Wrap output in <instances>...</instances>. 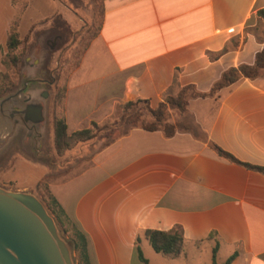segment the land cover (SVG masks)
Returning <instances> with one entry per match:
<instances>
[{
    "label": "crops",
    "instance_id": "1",
    "mask_svg": "<svg viewBox=\"0 0 264 264\" xmlns=\"http://www.w3.org/2000/svg\"><path fill=\"white\" fill-rule=\"evenodd\" d=\"M78 2L0 0V49L13 19L21 38L29 31L23 27L38 21L29 20V25L24 20L28 10L35 12L47 31L56 18L60 27L66 23L70 31L64 11L72 10L71 3ZM110 2L120 10L131 9L134 2L143 3L138 9L142 36L131 38V15L122 16L117 33L122 45L114 50L128 56L134 48H152L151 37L145 36L147 17L159 26L161 46L141 59L120 61V53H113L115 64L121 67L95 86L102 98L126 101L142 97L156 106L171 86L176 68L181 84L195 83L200 79L199 67L211 66L205 53L220 50L230 38L237 36L239 44L217 57L225 60L223 69L252 63L263 44L252 34L243 41L242 32L256 10L264 8V0H104L101 25L93 41L104 33ZM139 21L135 19L136 26ZM115 39L112 33L113 46ZM3 71L0 61V73ZM208 80L212 81L206 87L200 89L195 83L196 88L205 91L216 81L213 75ZM71 89L68 85L66 96ZM221 91L214 97L188 99L187 109L193 112L204 136L176 130L167 137L159 130L143 129L157 135L131 138L132 128L93 157L103 175L75 196L70 193L71 200L66 195L68 206L56 194L89 237L96 264H132L134 240L140 230H169L174 225L181 226L184 237L182 252L174 258L188 256L186 244L197 247L207 242L212 250L213 240L205 238L215 230L218 250L225 246L228 255L237 252L231 264H264V174L219 158L208 145V141L215 142L239 160L264 166V72L253 79L242 77ZM66 121L68 126L67 117ZM74 129L68 127L69 131ZM109 147L112 164L102 154Z\"/></svg>",
    "mask_w": 264,
    "mask_h": 264
},
{
    "label": "rangeland",
    "instance_id": "2",
    "mask_svg": "<svg viewBox=\"0 0 264 264\" xmlns=\"http://www.w3.org/2000/svg\"><path fill=\"white\" fill-rule=\"evenodd\" d=\"M91 3V0H79L78 3H71L72 10L68 12L66 10L64 11L66 12L65 21L69 23L70 30H82L77 37H75L74 41L69 40L51 54L48 64V68L51 70L49 76L47 74H42L40 70L47 60L46 55H48V51L45 49L46 45H48L45 42L46 38L50 37L52 34L47 33V26H42L41 23L38 22L39 17L35 15L34 11H26L24 20L28 22L29 20L34 22L38 21L33 25V30L29 33L28 39L26 41L24 40L19 47L18 52L21 54V63L18 70H9V72H7L9 77L8 81L10 84H14L11 90L16 89L21 78L20 70L25 65V57L30 56V66H34V60L37 58L39 63L35 67L34 78H40L43 81L40 83L33 80V84H31L49 89L50 95L46 102V123L42 136L37 138L33 135L29 139H25L24 129L18 128L9 144L0 151V186L3 188L29 191L34 193L38 198L44 197L46 195V190L49 189L55 197L57 194V197L61 199L62 203L68 206L69 201L65 202L64 199L66 195V198L71 200L70 193L75 196L93 181L100 178L104 173L103 170L96 168L92 160L93 157L104 148L105 138L102 135L92 141L79 143L76 147L61 156L55 153L53 144L54 93L57 88L63 86L64 83L66 88L68 85L73 88L69 90L67 96L65 93L63 100L64 112L70 130L78 126H87L91 120L99 123L105 120H112L119 115L120 108H118V106L123 101L120 100V98L118 101H114V98L100 97V91H96L95 86L102 80H106L110 78V76H113L115 71L121 67L115 64L113 53H120L118 56L120 61L129 58L141 59L144 55L156 51L154 47L158 46L160 48L161 44L158 43L157 38L159 26H156L153 20L147 17L145 21V25H147L145 36L151 37L152 48L145 50L134 48L133 54L128 56L122 54V50H114V48H118L119 45H122L120 39L117 38L120 36V34L117 33L122 16L127 14L131 15L130 18L133 22L130 26H132V24L134 26V28L131 29L134 31L131 38L137 39L142 36V32L140 31L142 24L141 14L138 13V9L143 6V3L138 4V2H134V7L129 10H120L119 5L112 4V2L108 3L109 10L105 22L106 27L104 33L101 37L99 36L98 39L93 41L94 37L83 27L88 25L91 21L93 10ZM137 18L140 21L136 26L135 19ZM83 19L84 21L82 22ZM189 19L190 16H188L185 21L187 22ZM149 23L151 24L150 27H148ZM29 25L32 24L29 22ZM56 27L62 32L68 30L67 24H62L61 27H59L58 24H55L54 20L52 25H49L48 31H54ZM23 28V31L27 32L31 26ZM112 33L117 39H115V41L113 40L114 46L110 40ZM249 34H252L257 42H262L264 39V21L261 17L256 15V13L250 18L248 26H246L242 32L243 41H245ZM54 40H52L53 43ZM238 41V37L235 36L230 38L225 45L228 47V50H234L238 47ZM250 43H252V41H250ZM5 47V43L1 45V53L5 51ZM246 47L249 48L250 44H247ZM61 48L63 49L61 50ZM205 55L212 63L208 68H203V66L199 67L200 79L194 80V82L200 89H203L206 87L205 85H208L212 81L208 80L211 75H213V80H217L220 77L221 71L225 69H223L225 60L214 58L213 53L210 51L206 52ZM80 63L81 69L78 71ZM262 72H264V69H261L260 73ZM54 75L58 79H55ZM29 85L30 83L28 86ZM208 89L209 88L205 89V91ZM175 91L176 89L170 86L165 93H174ZM97 92L98 94H96ZM222 93L223 91L221 90L217 92L218 95ZM140 118L144 121L152 120V117L146 110H142ZM166 118L171 122H181L195 135L204 136V133L195 122L196 118L190 109L180 112L176 108H167ZM126 132L125 126L119 125L113 130L112 136L118 139ZM131 134V138H138L139 135H157L155 132L144 131L140 127H134ZM111 150L112 147H109L102 153L104 157L106 156L109 158L107 161L110 162V164H112L110 161L111 156H109ZM140 248L148 264H210L211 262V247L208 246L207 242L197 247L186 244L184 247V250L188 253L186 258H166L154 251L143 237H141ZM228 249L229 248L225 246L220 247L216 254L217 262L223 261L230 255H228ZM134 256L132 264H144L136 255ZM72 258L74 264H76L73 252Z\"/></svg>",
    "mask_w": 264,
    "mask_h": 264
},
{
    "label": "trees",
    "instance_id": "3",
    "mask_svg": "<svg viewBox=\"0 0 264 264\" xmlns=\"http://www.w3.org/2000/svg\"><path fill=\"white\" fill-rule=\"evenodd\" d=\"M103 13L104 0H93L91 21L88 25L83 26L91 33L92 37H95L99 31ZM255 13L264 21V8L257 9ZM57 21L58 18L55 19V24H57ZM16 25L17 20L13 19L10 22L6 36V50L2 53L0 58L4 67V71L0 73V96L13 89L14 84L12 85L8 81L9 77L7 72H9V70H18L21 63V54L18 52V49L22 42L28 39L29 33L33 29L34 24L22 38L19 36ZM55 29L56 30L54 31H47V33H51L52 35L46 38L45 42L48 45H46L45 49H47L48 55H46L47 60L44 62L40 70L42 74H47L48 76L51 71L48 68L51 54L69 40L74 41L75 37H77L79 32L82 30L69 31L68 29L67 31L62 32L57 27ZM52 40H54V43ZM63 48H61V50ZM227 51L228 47L224 45L219 51L212 53L214 58H217L219 55L224 54ZM178 69L179 68H176V72L173 74L171 83L172 88H175L176 91L174 93L163 94L162 99L156 106H151L148 98L137 97L129 99L119 104L118 108H120V113L116 118L112 120H105L100 123L91 120L89 125L76 128L72 131L68 130L66 115L63 107L66 85L64 83L63 86L58 87L53 97V144L55 153L61 156L76 147L79 143L92 141L100 135L105 138L104 147L108 146L115 140L112 136V132L119 125H124L125 130L127 131L134 127H140L147 131L159 130L167 137L172 136L176 130H188V127L179 121L171 122L167 120V108H176L180 112H184L187 110L188 99L190 97H214L219 90L234 85L242 77L248 79L257 77L260 74L261 69H264V40L261 48L255 52L252 63L240 62L236 66L228 67L222 71L219 79H217L207 91L198 90L195 83L192 82L184 85L181 84L178 80ZM55 79L58 78L55 76ZM142 110H146L147 113H149L152 117L151 121H144L140 118ZM208 145L216 152L219 158L240 164L248 169L256 170L264 174V166L254 165L239 160L215 142L208 141ZM39 198L48 212L55 219L61 235L71 245V250L74 254L76 264H96L94 257L90 253L89 237L82 229L76 218L65 211L60 202L49 189L46 190V195L44 197ZM141 237L147 240L154 251L167 258H174L180 255L184 245V237L182 235L180 225H174L169 230L152 228L142 229L135 237L134 250L137 257L144 264L148 263L140 248ZM205 240H213L214 242L211 250V264H231V262L235 259L237 252L231 253L222 262L216 261V254L219 247V236L215 230H211ZM195 243L198 244L200 241H196Z\"/></svg>",
    "mask_w": 264,
    "mask_h": 264
},
{
    "label": "water",
    "instance_id": "4",
    "mask_svg": "<svg viewBox=\"0 0 264 264\" xmlns=\"http://www.w3.org/2000/svg\"><path fill=\"white\" fill-rule=\"evenodd\" d=\"M29 61L30 56L25 57L16 89L0 96V151L18 128L24 129L25 139L40 138L45 130L50 90L32 85L43 80L34 78L38 59L34 66ZM0 264H74L71 245L32 192L0 186Z\"/></svg>",
    "mask_w": 264,
    "mask_h": 264
},
{
    "label": "flooded vegetation",
    "instance_id": "5",
    "mask_svg": "<svg viewBox=\"0 0 264 264\" xmlns=\"http://www.w3.org/2000/svg\"><path fill=\"white\" fill-rule=\"evenodd\" d=\"M29 83H31V82H29Z\"/></svg>",
    "mask_w": 264,
    "mask_h": 264
}]
</instances>
